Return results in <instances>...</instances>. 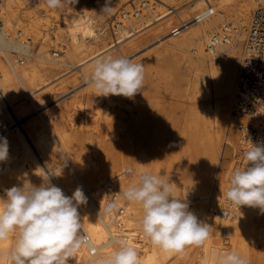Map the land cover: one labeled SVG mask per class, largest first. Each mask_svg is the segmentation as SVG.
Masks as SVG:
<instances>
[{
    "label": "bare ground",
    "instance_id": "6f19581e",
    "mask_svg": "<svg viewBox=\"0 0 264 264\" xmlns=\"http://www.w3.org/2000/svg\"><path fill=\"white\" fill-rule=\"evenodd\" d=\"M128 1L111 0L113 10L107 14H100L105 0H78L75 5L65 3L64 5L67 6L63 16L64 23H66L65 29L55 24V28L51 30L48 26L52 22L50 19L58 17L59 13L57 9L48 7L46 0H39L37 3L40 5L36 9L28 8V6L23 9L22 0L0 1V103H3L0 113L8 119L6 126L15 135L8 143V159L0 162V185L7 179L13 180L15 177L12 176H18L22 186L24 184L28 186L27 179L40 185L42 177L46 173H51L53 174L51 182L61 188L65 195L71 196L70 187L66 185L63 178H60L61 168L66 166L69 169L87 197V203L78 206V213L84 233L89 238L70 258L72 259L70 264H100L102 259L110 256L113 250L119 248V244L113 241L114 237L123 239L125 243L136 249L140 264H165L173 257L176 258L175 263L178 260L184 264H217L220 255L229 251L236 252L240 256H248L253 264H264V214H261L258 208L242 206L233 210L227 217L218 218L212 208L214 203H219L224 197V190L228 186L235 163L233 154L240 147L248 145L249 136H245L248 132L244 130V125L250 119L253 125L260 120V113L252 119L250 118L252 116L247 117L234 112L235 90L241 66L240 64L236 74L237 58L234 55L238 49V42H244L247 27L245 24L248 23L251 11L259 0H186L187 2H182L175 7L172 5V8L167 7V4L181 0H150L146 16L141 22L134 20L125 22L123 27L116 30V40L104 43L87 52L90 47L86 42L90 39L98 41L106 36L104 24L99 25L103 18L115 12V6ZM206 2H210L213 6V15L204 21L191 23L192 26L183 32L180 40L172 41L169 48L173 50L192 49L197 57H206L210 60L225 54L234 59L230 66L228 80L219 78V82L216 83L218 99L215 103L210 105L206 102H199L191 106L192 122L190 124L188 122L186 126L191 131V139L199 146L197 151L200 156L197 157L194 166L195 170H198L197 176L189 178L188 184L182 188V184L173 182L167 172L159 173L158 161L156 162L155 156L148 153L146 146H143L136 150L134 159L128 162L127 166L124 165L126 162L124 158L119 159V163L125 166L124 171L132 170L130 175L119 174L116 178L114 177L115 180L117 178L121 180L123 191L136 184L141 173L148 172L169 178L173 195L183 200L189 198L186 200L189 202V210L200 221L211 227L208 239L201 246H197V249L194 247L196 249L194 253L186 248L180 252L164 251L152 245L150 239L144 236L142 228L134 222L135 217L140 221L142 219L143 210L139 204L127 201L121 194L117 202L122 205L123 209L114 211L111 208L109 210L104 189L102 194V190L96 192L86 187L81 171H84V164L77 168L65 147L67 132L55 129L51 118L47 117L38 106V101L45 93V86L55 80L45 81L43 77L41 78V68L34 65L25 66L22 63L25 61L24 56L26 58L34 56L40 59L41 66L46 65L52 68L56 65H65L69 69L63 72L64 74L72 70L83 74L90 69L98 60L96 57L103 52L115 47L118 52L124 54L125 49L122 45L134 42L133 38L141 30L144 29L146 34L156 29L157 31L162 30L168 24L173 23L174 15L178 20L189 19ZM35 10L38 12L35 13ZM229 10H231L232 17L224 13ZM219 17L222 18L218 22L226 20L231 23L232 41L230 44H221L216 54H210L205 48L206 37L208 31L218 25L215 19ZM37 36L43 43L51 37L52 46L45 47L42 44L37 46L38 49H32V43L38 38ZM62 36H66L67 42ZM17 54H22V56H17ZM74 58L77 60L74 61ZM242 58L243 55L241 63ZM58 77L59 75L54 79ZM232 80H234V85L231 84ZM93 90L99 93L96 89L93 88ZM21 91H24L23 96L15 100L10 98L12 94L20 95ZM110 96L111 98L108 97L109 103L112 99V95ZM198 96L200 95L196 97ZM22 98L28 101L20 102L17 107L15 103ZM7 104L13 105L15 118L7 110ZM78 105L80 109L85 106L82 103ZM29 107L33 108L27 111ZM85 112L86 110H83V113ZM99 113L105 118H111L110 113L104 108L99 110ZM26 116L28 118L22 121ZM83 116L87 120L86 115ZM77 120L79 123L82 122L80 118ZM222 140L226 142L225 155L227 156L229 149L232 152L231 157L223 162L220 159L224 142ZM54 150H58L62 156L61 160L53 159L51 153ZM171 150L172 154L178 157L177 148L172 146ZM247 163L245 160L244 165ZM117 183L119 184V181ZM183 193L188 194V197L183 196ZM80 235L82 236V232ZM7 241L0 242V252L2 251L3 255L0 254V264L9 261L4 251L8 249ZM195 258H197L196 261Z\"/></svg>",
    "mask_w": 264,
    "mask_h": 264
},
{
    "label": "rangeland",
    "instance_id": "374dc122",
    "mask_svg": "<svg viewBox=\"0 0 264 264\" xmlns=\"http://www.w3.org/2000/svg\"><path fill=\"white\" fill-rule=\"evenodd\" d=\"M185 1H175L177 4L175 2L170 3L168 5H171V7H167L172 8V5L175 7ZM37 4L29 5L28 8L36 9L40 5ZM118 7L115 6L114 9ZM66 8L67 6L64 5L57 9L58 17L50 19L52 22L48 24L49 30L55 28V24H59L65 29L66 23H64L63 16ZM38 10H35V13ZM224 13L232 17L231 10ZM110 17L111 14L106 15L102 23H99V25L104 24L107 32L106 36L101 37L98 41L90 39L86 42L90 47L87 52L104 43L114 41L107 25ZM221 18L215 19L216 22ZM177 22V16L174 15L173 23L168 24L162 30L157 31L156 29L149 34L144 33V29L141 30L133 38L134 42L122 45L125 49L124 54L113 47L96 57L98 60L107 57L129 58L133 62L144 66V86L141 92H138L133 98L112 95L109 103L108 97L111 98L110 95L106 98L100 93H96L93 87L86 83L85 79L91 76L94 64L83 74L74 70L67 71L64 74L63 72L69 69L65 65H56L49 68L46 65L41 66L40 59L34 56L27 58L24 56L25 61L22 65H34L39 69L41 68L42 79L45 81L55 80L50 81L51 83L46 85V88L44 87L45 93L38 101V106L47 117L51 118L52 126L55 129L67 132L65 147L77 168L84 164V171H81L85 178V185L89 190L96 192L102 190L103 194L104 181L107 178H116L119 174L129 176L130 172L124 171V167L134 159L136 150L143 146H146L148 153L155 156L156 162H159H157L159 173L164 174L167 172L173 182L182 184V188L188 184L189 178L197 176L198 170H195L194 166L197 157L200 156L197 151L199 146L191 139V131L186 126L188 122L189 124L192 122L191 106L199 102H206L210 105L215 103L218 99L216 83L219 82V78L228 80L230 66L234 59L225 54L217 59L210 60L206 57H197L192 49H169L172 41L180 40L183 32L192 26L190 24L177 35H170V28ZM37 37L35 42L32 43V49L36 50L37 46L39 47L42 44L45 47L52 46L51 37L46 39L44 43L39 36ZM62 38L67 42L66 36H62ZM243 45V41L238 42V49L234 55L237 58L235 64L236 74L241 64ZM14 54L16 55V53ZM17 56H22V54H17ZM76 60L77 58H74V61ZM58 75L59 77L54 79ZM234 80H232V85H234ZM49 86H51L50 89H48ZM23 94L24 91H21L20 95L12 94L10 98L15 100ZM197 95L200 96L196 97ZM25 101H28V99L22 98L15 104L18 107L20 102ZM79 103L85 104V106L80 109ZM9 105L7 104L6 108L15 118L13 105H10L11 108ZM2 106L3 103H0V110ZM101 107L110 113L111 118H105L99 113ZM31 108L33 107H29L27 111ZM83 110H86V112L83 113ZM83 115H86L87 120L84 119ZM27 118L28 116L24 117L22 121ZM79 118L82 119L80 123L77 122ZM7 124L8 119L3 117V113H0V137H8L7 141L10 143L15 135L8 129ZM19 125L21 126L20 123ZM172 146L177 148L178 157L172 154ZM225 147L226 142L224 141L220 156L221 162L229 159L232 154L229 149L226 156ZM51 154H53L54 160L62 159L58 150L52 151ZM120 158L125 159V166L119 163ZM12 177L15 178L13 180L7 179L0 185V197L5 196V189L22 186L21 179L18 176ZM60 178L65 180L72 194L77 187L80 188L66 166L61 168ZM27 180L29 181V187L31 184L39 185L33 183L30 179ZM116 180L119 181L122 187L121 180L119 178ZM121 189L123 194V188ZM183 196L188 197V194L183 193ZM133 219L141 228L140 219L136 217ZM7 244L8 249L4 251L9 255L10 250L15 245V236L10 237ZM194 247L197 249V246L194 245H188L185 248L188 251L191 249V252L194 253L196 251ZM0 254L3 256L2 251ZM241 257L246 258L247 264H253L248 256ZM71 260L69 259V264ZM196 260L197 258H195ZM175 262L176 258L173 257L165 264H184L178 260L177 263ZM5 264H9V261Z\"/></svg>",
    "mask_w": 264,
    "mask_h": 264
},
{
    "label": "clouds",
    "instance_id": "9594fccd",
    "mask_svg": "<svg viewBox=\"0 0 264 264\" xmlns=\"http://www.w3.org/2000/svg\"><path fill=\"white\" fill-rule=\"evenodd\" d=\"M78 0H46L51 9ZM111 0H105L100 14L111 13ZM144 66L129 58L107 57L94 63L86 83L100 95L133 98L144 86ZM9 156L6 137H0V162ZM248 162L243 169H234L226 198L238 208H258L264 214V144H250L244 152ZM131 169L129 172L131 173ZM46 173L40 185L13 186L0 197V242L15 236L9 264H68L69 259L85 242L80 235L82 222L78 206L87 203L81 188L71 196L51 182ZM123 197L142 207L141 228L152 245L164 251L180 252L185 246H201L210 235V226L189 210L186 200L173 195L169 178L141 173L138 182L123 192ZM114 205H109V210ZM119 248L102 259L100 264H140L136 249L123 239L113 238ZM217 264H247L236 252L220 255Z\"/></svg>",
    "mask_w": 264,
    "mask_h": 264
},
{
    "label": "built area",
    "instance_id": "2783aa9c",
    "mask_svg": "<svg viewBox=\"0 0 264 264\" xmlns=\"http://www.w3.org/2000/svg\"><path fill=\"white\" fill-rule=\"evenodd\" d=\"M37 2H39V0H22V8L24 9L29 5H35ZM126 4L119 6L116 11L111 14L109 19L108 28L113 40L117 39L116 30L123 27L125 22L130 20L141 22L145 18L150 0H129ZM168 6L171 7V5ZM213 12L214 8L211 3L206 2L205 5L189 19H179L177 24L170 28V33L172 35L179 34L191 23L201 22L210 18ZM231 27V23L225 20L218 22L217 26H214L208 31L205 48L210 54H216L220 50L221 44L231 43ZM243 50L244 54L235 90L234 112L244 114L247 117L252 116L250 117L252 119L260 113V120L253 125L250 119V121L244 125V130L248 132L245 136H249L248 145L246 147H240L239 150L233 154L235 163L231 170L232 174L234 169H243L246 166L244 165V152L250 147L251 143L264 144V0H259L251 11L246 27ZM242 135H244V133ZM247 166L251 165L249 164ZM127 171L128 170H126V172ZM229 187L230 179L228 186L224 190L223 199L219 203H214L212 205L213 212L218 218H225L233 210L238 208L236 205L231 204L226 198V192ZM121 194V186L114 177H109L104 181L105 200L108 205H114L112 208L114 211L123 209L122 205L117 202ZM81 232L84 241L89 240L84 233L83 226Z\"/></svg>",
    "mask_w": 264,
    "mask_h": 264
}]
</instances>
